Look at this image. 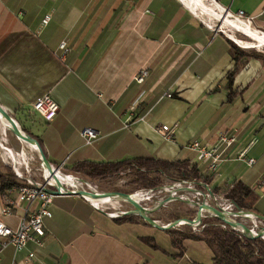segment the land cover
I'll list each match as a JSON object with an SVG mask.
<instances>
[{
  "label": "crops",
  "instance_id": "1",
  "mask_svg": "<svg viewBox=\"0 0 264 264\" xmlns=\"http://www.w3.org/2000/svg\"><path fill=\"white\" fill-rule=\"evenodd\" d=\"M207 2L219 16L242 11L250 27L229 17L224 23L243 29L252 42L226 34L247 47H264V38L253 37L255 30L264 34V0ZM189 7L194 9L189 0H0V107L60 170L78 161L127 157L192 162L190 142L214 144L225 130L237 138L224 150L209 187L234 181L254 187L264 180V60L234 57L230 38L208 27L216 14ZM141 70L147 75L135 82ZM45 93L58 105L49 121L31 107ZM160 124L172 128L170 140L155 132ZM84 127L97 132L89 144L80 136ZM5 129L0 123L1 159L2 148L14 150L1 137ZM30 148L20 146L22 155ZM256 192L254 211L264 216V185ZM14 197L15 192L0 195V207ZM49 205L41 245L28 242L20 252L6 245L0 264H24L26 250L44 264L212 262L207 245L184 242L180 255L170 243L158 245L162 251H153L163 256L156 260L133 233L136 224L113 222L102 205L81 196H53ZM26 206L36 209L37 202L18 204L10 214H0V221L14 228Z\"/></svg>",
  "mask_w": 264,
  "mask_h": 264
},
{
  "label": "trees",
  "instance_id": "2",
  "mask_svg": "<svg viewBox=\"0 0 264 264\" xmlns=\"http://www.w3.org/2000/svg\"><path fill=\"white\" fill-rule=\"evenodd\" d=\"M228 42H230L234 57L244 55V57H258L264 60V55L257 50L255 51L252 48L244 50V48L236 46L230 39ZM232 73L230 71L227 75L229 99L231 93H233L232 89L230 90ZM21 129L26 132L23 128ZM39 146L41 148V145ZM206 165V162H198L197 160L192 162L188 160L163 161L155 157H127V159L111 162L78 161L72 163L69 167H63V169L105 185H112L109 187L111 189H101L126 191L122 193L128 195L139 188L155 190L157 187L163 186L164 179L174 182V184L193 182L199 191V197H201L205 186L208 187L214 179L212 171L208 170ZM121 178H126V180L119 189L113 184ZM24 184L25 180L22 176H15L9 167L2 165L0 162V195H6L9 189L19 188ZM257 188H259L258 185L250 187L241 181H234L223 182L210 188V191L214 197L230 204V207L235 205L241 209H250L255 212L254 204L258 196ZM188 210L190 208L184 201L172 199L151 212L150 218L166 223L176 220ZM111 219L117 224L130 223L148 226L138 215L131 213L115 215ZM164 232L167 233L170 246L175 250L176 255L181 254L184 240H198L207 245L211 255V264H264V238L245 237L241 232L232 229L218 218L200 222L194 227L183 224L177 229ZM139 240L152 249L162 251L152 236H140Z\"/></svg>",
  "mask_w": 264,
  "mask_h": 264
},
{
  "label": "built area",
  "instance_id": "3",
  "mask_svg": "<svg viewBox=\"0 0 264 264\" xmlns=\"http://www.w3.org/2000/svg\"><path fill=\"white\" fill-rule=\"evenodd\" d=\"M237 18H242L245 22L249 24V19L247 17H242V11H238L235 15ZM47 16L44 17L43 22L47 20ZM212 30H219L216 27L209 26ZM63 43L60 47H63ZM147 75L145 70H141L137 75L134 76L135 82H142L144 76ZM169 97V94H166ZM31 107L33 110L42 117L43 120L49 121L57 112L58 105L51 99L48 94H43L40 98L35 100ZM154 130L162 138L170 140L172 138V128L168 125L160 124L154 127ZM97 132L91 128L84 127L80 131V136L82 137L84 143H91L92 140L96 138ZM217 141L214 144H200L197 141H192L189 144V148L195 152V158L198 162H206L207 169L214 171L218 162L221 160V154L224 150L236 140L237 137L234 134L228 135L225 130H222L218 136ZM252 143V141L250 142ZM249 143V144H250ZM242 153L247 151V147L242 149ZM253 159L247 158L246 163L252 164ZM58 167H61L59 165ZM14 173L17 176L19 172L14 168ZM256 185H264V180H260ZM51 187L48 180H45L43 176L42 182H31L28 181L19 188H11L10 192H15L14 198H6L5 203L0 207L1 215H8L13 209L20 203H26L27 205L32 202H37V208L29 210L26 206L24 209V215L20 217L17 225L12 228L0 221V249L6 245L12 247L14 252L22 251L28 242H32L37 247L41 245L44 236V228L42 224L43 218H48L51 216L49 212V204L54 195H52L48 189ZM256 226V224H255ZM25 254L22 256L21 261L24 264H44L41 261H37L35 254L31 250H26Z\"/></svg>",
  "mask_w": 264,
  "mask_h": 264
},
{
  "label": "rangeland",
  "instance_id": "4",
  "mask_svg": "<svg viewBox=\"0 0 264 264\" xmlns=\"http://www.w3.org/2000/svg\"><path fill=\"white\" fill-rule=\"evenodd\" d=\"M200 1L203 4H205L204 6L206 7L207 13L209 11H211V9H212L211 6H213V5L206 6L205 0H200ZM196 2H197V0H189V3L191 4V6L199 13V8H198V6H196ZM213 11L215 12L217 19H215V20H209L208 19L211 26H213L214 28L216 27V29L218 28L219 30H221V28H222V31H224L222 33H226V32L228 34L230 33L241 41L242 40L244 42L250 41L249 37H247L243 33H241L239 31L240 29H238L236 26L231 25V27H230L229 24L228 25L225 24V23H228L230 20H225V23H221L225 16H222L223 19L221 22L218 21L220 18L218 16L221 13L218 12L216 9H214ZM208 15H210V14H208ZM209 18H210V16H209ZM229 18H234V17H229ZM244 27H246V26H244ZM254 36H256V34H254L253 37ZM236 46H237V44H236ZM238 47L242 48L240 45H238ZM252 49H254L255 51L257 50L258 52H260L264 55V47H262V46L258 47L256 45L255 47H252ZM244 50H246V48H244ZM1 137H3V138L6 137L8 142L12 145V147L14 149L12 151V154L14 155L13 158H11L12 156L9 155L8 153H6L5 150H4V152L1 151L3 154L2 159L0 158V162L2 165L9 167L13 171V173H14V168L17 169L19 172V175H20L18 177L22 176V178H24V180H25V183H27L28 181L42 182L43 176L49 182L51 181L50 179H48V177L46 175H44L43 169L40 166L38 159H36L37 155H36L34 150H32L31 148L27 149V150H31V152H29V154H28L25 151V152H23L24 155L21 156L20 145H19L17 139L12 135V133L10 131L5 129L4 134H1ZM61 171L63 174L71 175L72 181H73V186L76 188L89 187V188H92V189H95L98 191H108V190L101 189V188H109L112 186V185H107V184L105 185V184H102L100 182L87 179L85 177L80 176L79 174L71 173L67 169H64ZM14 175H15V173H14ZM15 176H17V175H15ZM76 179H78L79 181ZM125 180H126V178L118 179V180H116V182L113 185L114 186L116 185V187H119V189H120L121 184H123V182ZM164 180L165 181H164L163 186H160L159 188L157 187L155 190L143 189V188L133 190V193H135V192L144 193V196L147 197L144 199H142L141 197L138 198V196L136 197L137 201L140 203V205H142V207L144 206L145 208L153 210V208H156V206L159 203L163 202L165 199H174V198L184 201L188 205L190 210L196 209V206L198 204H200V202L212 204V200H211L212 198H210V196L207 195L208 192H206V189L204 190V193H202L203 196L199 197V195H198L199 191L196 189V187L194 186L195 184L193 182H184V183L174 184V182H170L167 179H164ZM67 184H68V186H71L68 182H67ZM207 188L210 189L211 187L208 186ZM109 189H111V188H109ZM121 192H126V191H121ZM54 196H58V195H54ZM170 201L168 200L167 202H170ZM98 202H99V200H98ZM107 202L108 203H104L102 205V207H100L99 209L102 210V212L104 214H106L110 217L111 216L113 217L115 215H120L124 211H127V210H129V208H131L126 202L119 200V199H108ZM167 202H164L162 205L166 204ZM219 203L224 205V206H227V207H229V205H230V204H226L222 200ZM48 208H50V207H48ZM95 213H96L95 214L96 217H99L100 219L105 220V217L103 215H101V213H99V212H95ZM190 218H191L190 216L187 217V219H190ZM242 221L246 225L250 224V222L247 220H242ZM157 222L160 224H168L172 221H169L166 223L165 222L163 223L160 221H157ZM255 224L257 227L260 226V223H258V222H255ZM195 225H197V224L196 223L191 224L192 227H194ZM132 231L134 234H136L138 236H152L154 238L155 242L157 243V245H160V246L165 247L166 245H168L170 243L167 233H165L162 230L153 228V227L144 226V224L143 225H137L136 224L135 226H132ZM183 242H184V245L188 246V247H197V246H204L205 247L204 243L202 241H198V240H187V241L184 240ZM145 250H148L149 252H154L153 256H155L156 260H158V261L163 256L161 253H159V251H153V249H151V247H149L146 244H145Z\"/></svg>",
  "mask_w": 264,
  "mask_h": 264
},
{
  "label": "water",
  "instance_id": "5",
  "mask_svg": "<svg viewBox=\"0 0 264 264\" xmlns=\"http://www.w3.org/2000/svg\"><path fill=\"white\" fill-rule=\"evenodd\" d=\"M222 16V15H221ZM226 16V13L223 15ZM232 17V16H230ZM222 31V30H217ZM224 32V31H222ZM226 34V33H225ZM227 35V34H226ZM228 36V35H227ZM249 37V36H247ZM228 38H230L228 36ZM250 39V38H249ZM231 40V39H230ZM233 43L237 44L233 40ZM251 41V39H250ZM239 44H237L238 46ZM260 46V45H259ZM0 122L5 126V128L12 133V135L17 139L20 146H34V151L37 155L38 162L42 168H45L50 176V178L54 177L53 175H57L58 185L56 187H50L48 191L52 195H77L83 198L91 197L96 199H119L126 202L131 208L129 210L124 211L122 214H136L138 215L145 224L150 227L168 231L172 229H177L180 226L190 225L192 223H200L205 222L211 218H218L220 221L224 222V224L228 225L234 230L241 232V234L245 237L251 238H264V216H261L250 209H241L235 205L232 207H227L219 202L220 199L214 197L207 186H205L206 192L210 198H212V204L200 202L196 206L194 210H188L184 212L179 218L168 223V224H160L156 220L150 218V212H153L156 208L161 206L164 202L172 199H165L163 202L159 203L156 208L153 210L145 208L140 205V203L130 197L129 195H125L120 191H98L89 187H80V188H70L68 186L65 174L62 173L58 166H54L48 162V159L44 156L38 142L31 137L29 134L25 133L20 125L14 120L13 116L10 115L6 110L0 107ZM56 177V176H55ZM203 195L201 194V197ZM175 199V198H174ZM214 201V202H213ZM219 211V212H217ZM190 216V219L187 217ZM242 220H247L250 222L249 225H246ZM255 222L260 223V226H255Z\"/></svg>",
  "mask_w": 264,
  "mask_h": 264
},
{
  "label": "bare ground",
  "instance_id": "6",
  "mask_svg": "<svg viewBox=\"0 0 264 264\" xmlns=\"http://www.w3.org/2000/svg\"><path fill=\"white\" fill-rule=\"evenodd\" d=\"M209 2H207L206 3V6H208L209 4H208ZM205 4H203L200 0H197V2H196V6H198V8H202L203 10L205 9V6H204ZM190 8V7H189ZM191 9V8H190ZM192 11H195V12H197L196 10H194V9H191ZM220 10V9H219ZM198 13V12H197ZM209 13H211V15H215V12L211 9V11H209L208 12V14ZM220 18H219V21L221 22L222 21V19H223V17L220 15L219 16ZM226 17H230L229 15L228 16H225L224 17V19L226 18ZM223 19V21L221 22V23H224V20ZM231 19H233L234 21H236L237 23H238V25H240V26H246V27H250V25L247 23V22H245V21H243L242 20V18L240 19V18H237V17H235L234 16V18H231ZM237 27V26H236ZM238 29H240L241 30V28L240 27H237ZM241 31H243V29L241 30ZM255 34H256V36L255 37H261V38H264V34L261 32L260 33V31L258 32L257 30H255ZM263 34V35H262ZM231 39V38H230ZM231 40H233L234 42H236L237 44H239L242 48L244 47V48H246V49H249V48H252V47H247V46H245V45H243L242 44V42L241 41H237V40H234V39H231ZM33 150H34V146H30ZM2 150L4 151L5 150V152L6 153H8L9 155H11L10 157L11 158H13L14 157V155L12 154V152L7 148H5L4 147V149L2 148ZM21 156H22V153H21ZM43 169V173H44V175H46L47 177H48V179H50L51 181L49 182L50 183V185L52 186V187H56L57 185H58V181H57V175H53L54 177H52V178H50V176H49V174H48V172H47V170L45 169V168H42ZM56 176V177H55ZM65 177H66V181L71 185L70 186V188H72V189H74L75 187L73 186V181H72V177H71V175H64ZM46 180V179H45ZM125 195H128V194H125ZM129 196L130 197H132L133 199H135V200H137L136 199V197L138 196V198H142V199H144V198H147V197H145L144 196V193H138V192H135V193H132V194H129ZM86 199L90 202V203H92L93 205H95V206H100V205H103L104 203H108L107 202V199H96V198H91V197H86ZM98 200H99V202H98ZM217 212H219V211H217Z\"/></svg>",
  "mask_w": 264,
  "mask_h": 264
}]
</instances>
